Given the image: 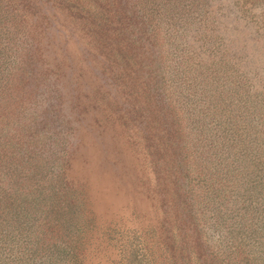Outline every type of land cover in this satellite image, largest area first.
Segmentation results:
<instances>
[{"label": "rangeland", "instance_id": "obj_1", "mask_svg": "<svg viewBox=\"0 0 264 264\" xmlns=\"http://www.w3.org/2000/svg\"><path fill=\"white\" fill-rule=\"evenodd\" d=\"M0 264H264V0H0Z\"/></svg>", "mask_w": 264, "mask_h": 264}]
</instances>
